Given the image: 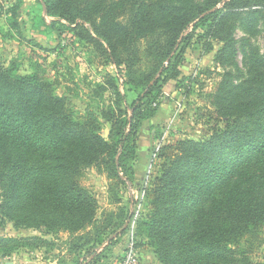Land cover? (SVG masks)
Wrapping results in <instances>:
<instances>
[{
  "label": "trees",
  "instance_id": "1",
  "mask_svg": "<svg viewBox=\"0 0 264 264\" xmlns=\"http://www.w3.org/2000/svg\"><path fill=\"white\" fill-rule=\"evenodd\" d=\"M19 3L12 8L14 18ZM43 4L47 16L91 44L118 71L123 66L125 84L140 89L127 104L107 74L108 88L99 84L96 94L102 98L113 89L112 104L98 112L86 105L78 115L71 98L57 94L52 82L0 61V227L8 221L15 229L54 236L87 229L85 237L93 231L100 244L109 222L95 218L97 200L82 184L86 170L104 174L112 190L130 182L140 123L155 114L152 103L161 86L180 74L196 28L209 25L210 38L223 43L217 61L224 64L233 54L227 24L235 8L249 10L253 28L258 21L264 26V0H228L223 9L212 0ZM225 92L208 113L209 135L167 144L160 153L163 162L148 190L150 214L138 229L161 264H251L243 245L255 240L264 224V54L252 56L247 78ZM100 118L109 123L106 137ZM44 241L0 237V255Z\"/></svg>",
  "mask_w": 264,
  "mask_h": 264
},
{
  "label": "rangeland",
  "instance_id": "2",
  "mask_svg": "<svg viewBox=\"0 0 264 264\" xmlns=\"http://www.w3.org/2000/svg\"><path fill=\"white\" fill-rule=\"evenodd\" d=\"M207 1L195 0L197 4ZM227 1L212 3L223 9ZM43 3L44 0H20L14 18L11 12L18 0H0V61L15 64L21 74L37 73L52 82L57 94L65 93L71 98L78 115L84 113L86 105L98 112L112 104L113 89L102 93V98L96 94L99 84L108 88L107 74L125 94L127 104L134 100L140 88L125 84L123 66L118 71L91 44L62 28L55 17L47 16ZM234 12L227 24L232 26L233 54L224 57V64L217 61L223 43L210 38L209 25L197 27L191 35L178 66L180 74L161 86V93L152 103L157 107L155 114L140 123L132 180L112 190L104 174L92 167L86 170L82 184L97 200L95 218L109 222L103 242L94 241L93 231L85 237L87 229L74 234L62 231L54 236L34 229H15L7 221L0 227V237L37 236L46 242L0 255V264H121L130 245L136 264H161L138 224L150 214L148 190L163 162L162 148L184 138L209 135L213 124L208 118L210 110L225 96V88L247 78L252 56L264 54L262 22L253 28L246 18L247 8L238 6ZM14 20L17 27L13 26ZM56 28H62V32ZM99 120L101 135L106 137L109 123ZM243 246L249 250L251 264H264V224L257 238Z\"/></svg>",
  "mask_w": 264,
  "mask_h": 264
},
{
  "label": "built area",
  "instance_id": "3",
  "mask_svg": "<svg viewBox=\"0 0 264 264\" xmlns=\"http://www.w3.org/2000/svg\"><path fill=\"white\" fill-rule=\"evenodd\" d=\"M128 252L125 254V258L121 264H136L135 254L133 252L132 245L127 247Z\"/></svg>",
  "mask_w": 264,
  "mask_h": 264
},
{
  "label": "crops",
  "instance_id": "4",
  "mask_svg": "<svg viewBox=\"0 0 264 264\" xmlns=\"http://www.w3.org/2000/svg\"><path fill=\"white\" fill-rule=\"evenodd\" d=\"M150 121V120H149ZM152 121H154V120H152Z\"/></svg>",
  "mask_w": 264,
  "mask_h": 264
}]
</instances>
